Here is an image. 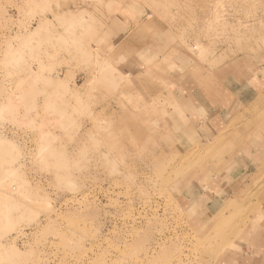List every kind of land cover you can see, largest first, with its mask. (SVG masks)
Masks as SVG:
<instances>
[{"label": "rangeland", "instance_id": "rangeland-1", "mask_svg": "<svg viewBox=\"0 0 264 264\" xmlns=\"http://www.w3.org/2000/svg\"><path fill=\"white\" fill-rule=\"evenodd\" d=\"M263 66L264 0H0V264H215L243 224L199 200L263 192Z\"/></svg>", "mask_w": 264, "mask_h": 264}, {"label": "crops", "instance_id": "crops-1", "mask_svg": "<svg viewBox=\"0 0 264 264\" xmlns=\"http://www.w3.org/2000/svg\"><path fill=\"white\" fill-rule=\"evenodd\" d=\"M261 68H264V66ZM258 71L259 70H257V72ZM260 74L261 73L255 74L247 78V86H249V84L251 85L247 90L255 92L258 87L262 85L263 75ZM247 94H250V92L247 91L244 95L236 96L233 100V104L243 105L251 103L253 98ZM242 96L246 97V100L242 99ZM220 115L222 114L220 113ZM212 121H214V119ZM211 127L212 125L209 129H206L203 138L208 137L213 139L222 135V129L214 131ZM243 152H245V156H248L247 153H249L250 150L247 145L240 148V153ZM240 153L238 156H240ZM239 159L240 165L237 167L244 173V176H254V182L256 179L258 180L264 176V165L261 166L259 162H256L255 157L248 156L245 159L242 157ZM225 179L216 182L215 187L210 192L205 193L206 195H204L202 204L199 200L200 203H198L200 205H198L200 206V212H198L199 214L197 217L196 213L194 215L198 228L201 230V227H205L206 225L200 219L201 215L207 217L210 213V216L208 215L209 218L214 217L213 230H218V224L221 225L223 223V221H219L222 219L220 217H238V221L236 220L237 223L239 225L242 223L243 225L238 226L237 229L233 227L230 233L231 236L234 234L233 237L236 238V241L230 242L227 240V247L217 253L215 264H264V187L262 189L263 192L253 195L254 198L251 199L250 197L240 194L241 192L231 191L228 193L231 188L228 186Z\"/></svg>", "mask_w": 264, "mask_h": 264}]
</instances>
